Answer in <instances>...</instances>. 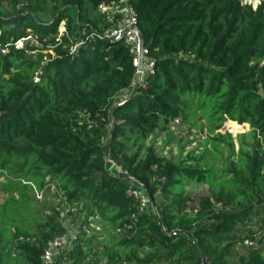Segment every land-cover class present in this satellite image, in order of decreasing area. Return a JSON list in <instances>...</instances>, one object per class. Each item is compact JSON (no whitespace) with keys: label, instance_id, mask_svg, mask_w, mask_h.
I'll return each instance as SVG.
<instances>
[{"label":"trees","instance_id":"obj_1","mask_svg":"<svg viewBox=\"0 0 264 264\" xmlns=\"http://www.w3.org/2000/svg\"><path fill=\"white\" fill-rule=\"evenodd\" d=\"M110 1L0 0V264H40L67 234L58 210L36 209L31 184L54 187L75 222L118 233L105 255L76 233L52 264H264V1L129 0L153 61L137 87L128 51L94 34ZM60 21L87 46L56 48ZM27 34L41 47L15 49ZM49 48L48 62L27 58ZM174 120L206 129L203 151L177 163L150 143ZM229 121L248 132L233 138ZM109 161L142 183L144 208Z\"/></svg>","mask_w":264,"mask_h":264},{"label":"built area","instance_id":"obj_2","mask_svg":"<svg viewBox=\"0 0 264 264\" xmlns=\"http://www.w3.org/2000/svg\"><path fill=\"white\" fill-rule=\"evenodd\" d=\"M97 13L105 16L108 25L104 28L101 27L99 31H94V34L102 40L120 43L123 48L128 51L132 59V65L135 68V77L132 86L137 87L140 83L144 86L145 77L153 72V61L146 59L147 51L145 50L144 45L142 46V41L138 33L139 28L137 26L136 15L130 6L129 0H112L108 3H100L97 6ZM89 39L90 36L88 35L73 37L67 29L66 22L60 21L57 25L54 46L56 48L63 47L70 55H74L79 49L87 46ZM11 44L17 50L41 47L40 43L32 34H27L25 37H22ZM0 52L1 54H6L8 52V47L0 48ZM141 55L143 56V68L141 71H138L139 58ZM174 123L179 124V120H174ZM90 127L91 126L89 125L88 128ZM109 164L110 167H113L124 176L126 181L131 182L130 184H132L134 189H130L127 194L138 199L141 207L144 208L149 201L146 197L147 195L143 191L142 183L134 180L126 172L118 168L113 162L109 161ZM31 186L34 189L35 198L40 199V193L35 190L32 184ZM216 207H220V205L216 204ZM64 213L66 216L71 215L74 213V209L65 203ZM64 238L65 236L57 237L47 243V246L40 257V264H52L62 252L67 251L70 248L71 245L66 247V240ZM244 244L248 247L253 246V242L250 241H246ZM62 264L66 263L64 262Z\"/></svg>","mask_w":264,"mask_h":264},{"label":"rangeland","instance_id":"obj_3","mask_svg":"<svg viewBox=\"0 0 264 264\" xmlns=\"http://www.w3.org/2000/svg\"><path fill=\"white\" fill-rule=\"evenodd\" d=\"M243 4L252 6L254 9L261 4L264 0H241ZM54 57L53 50L39 49L27 54L28 59L40 60L42 63L48 62ZM138 78V76H137ZM136 78V79H137ZM135 79V80H136ZM202 122L197 121V127H188L179 122L175 124L174 121L169 125L168 130H156L150 138V143H153L156 154L166 159H172L176 163L184 158L186 153L196 151L197 153L203 151L201 147L205 140V127L201 128ZM226 129L233 138L245 134L248 132V127L238 125L235 122H227ZM235 141V145H236ZM205 161H210L208 156L204 157ZM3 178H0V204L6 199V192L2 191ZM192 196L194 203H197L198 199L206 196L205 191H194ZM40 193V199L36 198V209L42 211H48L49 209H56L62 215V221L67 229L65 236L66 247L71 245V242L76 238V233L84 232V242L91 249L92 253L100 255L106 254V250L103 249L105 244L114 243L118 238V233L115 230L105 228L98 220L93 217L85 220L84 216H81L79 221L75 222V214L65 215V203L58 197L54 187L49 185L48 187H42ZM192 205V204H191ZM97 242H100L98 244ZM92 257V254H89Z\"/></svg>","mask_w":264,"mask_h":264},{"label":"water","instance_id":"obj_4","mask_svg":"<svg viewBox=\"0 0 264 264\" xmlns=\"http://www.w3.org/2000/svg\"><path fill=\"white\" fill-rule=\"evenodd\" d=\"M138 33H139V37H140V39H141V41H142V46H143V45H144V44H143V37H142V34H141L140 30H138ZM142 68H143V56L141 55L140 58H139L138 71H141ZM131 95H132V94H131ZM131 95H130V96H131ZM105 154H106V149H105ZM200 258H201V260L203 259V257H202L201 254H200Z\"/></svg>","mask_w":264,"mask_h":264},{"label":"crops","instance_id":"obj_5","mask_svg":"<svg viewBox=\"0 0 264 264\" xmlns=\"http://www.w3.org/2000/svg\"><path fill=\"white\" fill-rule=\"evenodd\" d=\"M246 126V125H245ZM248 127V126H247Z\"/></svg>","mask_w":264,"mask_h":264}]
</instances>
